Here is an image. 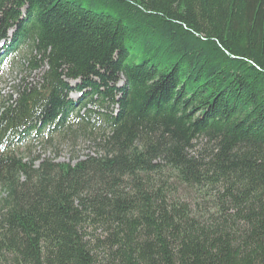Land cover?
Masks as SVG:
<instances>
[{
  "label": "trees",
  "instance_id": "16d2710c",
  "mask_svg": "<svg viewBox=\"0 0 264 264\" xmlns=\"http://www.w3.org/2000/svg\"><path fill=\"white\" fill-rule=\"evenodd\" d=\"M1 41L0 264H264V0H0Z\"/></svg>",
  "mask_w": 264,
  "mask_h": 264
},
{
  "label": "rangeland",
  "instance_id": "374dc122",
  "mask_svg": "<svg viewBox=\"0 0 264 264\" xmlns=\"http://www.w3.org/2000/svg\"><path fill=\"white\" fill-rule=\"evenodd\" d=\"M0 43V49L2 48ZM2 52V53H1ZM26 47L19 51V56L11 55L6 51L0 50V93L7 95L12 93L14 86L27 75V71L21 69L20 63L23 62L22 56H26ZM37 72H31L28 80L36 79ZM79 94L73 92L71 98L75 100ZM200 142H198L199 144ZM96 151L87 140L81 138L76 141L68 139H56L49 141L41 137L38 141H25L19 146L17 152L23 156L24 159L29 160L37 156L49 157L55 159L57 162H70L74 164L78 160L84 159L87 155H94ZM186 197L191 200L194 194Z\"/></svg>",
  "mask_w": 264,
  "mask_h": 264
}]
</instances>
